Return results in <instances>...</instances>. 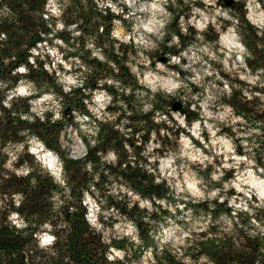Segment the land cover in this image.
I'll use <instances>...</instances> for the list:
<instances>
[{
    "label": "rangeland",
    "instance_id": "rangeland-1",
    "mask_svg": "<svg viewBox=\"0 0 264 264\" xmlns=\"http://www.w3.org/2000/svg\"><path fill=\"white\" fill-rule=\"evenodd\" d=\"M95 1H99L97 6L103 12L106 9L105 1ZM218 1L223 3L224 0L108 1V9L119 15L108 32L109 40L115 41V49H123V64L128 66L132 76L141 85L134 92L137 108L149 109L155 92L170 95L175 103L168 108L169 116L157 112L154 115L155 121L164 122L170 129L168 133L177 126L183 129L177 137L172 134L167 136V146L171 150L164 154H155L153 148L158 146V141H155L158 136L161 138L167 135L166 128L161 129L157 136L150 135L139 156L141 162L145 159L151 163L157 161L155 166L148 164L146 168L153 173L157 182L162 178L169 187V196L156 201L162 209H155L147 198L140 197L122 180L114 177L107 178L103 194H86L82 198L85 212L93 209L97 219L99 215L103 218L98 229L104 237L125 238L133 242L132 249H115L112 253L115 259L124 264H156V260L152 248L140 247L136 228L130 218L107 207L105 195L126 203L136 202L140 208L149 213L154 212L155 220H150L148 215L143 216L149 222L154 245L158 249L160 246L166 247L176 259L185 264H212L206 256L196 260L189 256L191 252L188 247L200 237L201 232L238 233L241 238L257 234L264 237V168L256 162L257 158L264 162V135L253 120L235 114L223 101L232 86L239 89L243 97L247 95L250 99L254 93L249 92V86L264 88V73L250 70L243 61L247 50L237 27V13L233 10L238 3L244 5L245 17L257 30H264V0H226V4L232 1L233 5H221ZM176 12L181 15L178 25L187 39L191 36L189 26L197 32L195 39L184 46L177 36L169 33L171 17ZM64 30L69 40H64L63 45L58 46L60 52L64 53L63 58L47 53L42 46L37 66L42 62L62 91L69 92L80 81L90 78L91 70L84 65L81 55L86 58V54H89L103 62L102 50H109V43L106 42L105 46L97 44L96 33L82 35L79 30H72L71 27ZM98 32H101V28ZM215 35L217 38L213 40ZM226 35L233 36L238 46H227L223 40ZM177 50L180 52L176 53ZM97 82L96 87L86 89L91 98H84L83 103L94 117L114 120L115 113L104 110L110 104L111 96L102 85H113L117 91L124 93L130 90L111 77L105 82L101 79ZM3 87L4 84L0 82V90ZM12 90V96L34 95L29 100L30 115L25 114L23 118L31 120L35 115L43 118L45 112L51 113L53 120L64 116L69 95L58 98L50 85L37 86L26 78H20ZM255 94L258 99L252 105L262 113L264 95ZM8 105L9 101L5 106ZM187 106L199 113L200 120L188 123ZM81 110L75 108L65 111L68 118H73V123L65 126L60 144L71 157L85 154L86 145L82 137H87L92 143L91 136L95 131L94 123ZM260 123L264 124V117ZM78 139L84 145H79ZM27 145L34 159L53 174L58 183L64 185L59 181L63 175L58 156L46 149L36 136H29ZM240 147L242 154L237 152ZM8 150V167L19 175L24 174L27 169L25 164L21 167L13 165L22 145L10 146ZM46 151L52 153L55 159L53 169L42 159ZM112 153V150L105 153L103 160L112 164L116 159ZM130 158L133 160V157ZM59 197L58 194L56 200ZM212 199L226 200L231 215L211 216L203 212L202 208L193 206ZM17 223L19 225L21 221ZM44 236H39L41 244H50L47 238L42 239Z\"/></svg>",
    "mask_w": 264,
    "mask_h": 264
},
{
    "label": "trees",
    "instance_id": "trees-1",
    "mask_svg": "<svg viewBox=\"0 0 264 264\" xmlns=\"http://www.w3.org/2000/svg\"><path fill=\"white\" fill-rule=\"evenodd\" d=\"M46 1H0L7 5L9 13H12V10L16 12V23L0 20V31L3 30L6 34L0 47V82L4 84L0 90V264H124L117 259L113 262L107 260L109 245L102 240L100 232H96L84 218L85 205L81 204L82 198L86 193L91 196L97 192L103 194L107 178L114 177L122 180L140 197L147 198L155 209L159 207L162 209L161 205L154 201L169 196V187L162 178L157 182L153 173L146 168L148 164L155 166L157 161L151 163L145 159L141 162L139 156L150 135L157 136L161 129L166 128L167 135L161 138L158 136L155 139L158 146L153 148L155 154H164L170 149L167 146V136L172 134L177 137L183 129L177 126L174 131L168 133L170 129L164 122L155 121L154 115L157 112L166 116L169 114L168 108L173 104L170 95L155 92L152 94L149 109L137 108L134 92L140 89L141 85L132 76L128 66L123 64V49L120 47L115 49L113 46L115 41L109 40L108 36L112 20L119 18V15L109 9L107 11L105 9L103 13L98 7L93 6L92 0H69L62 13V20L66 25H75L76 30L82 35L96 33L95 41L100 46L109 43V50L106 51V48L102 50L103 62L89 54H86V58L85 55H81L84 65L91 70L90 78L80 81V84L70 88L69 92H63L55 83L53 75L48 74L41 63L37 67L29 65L28 49L50 32L48 25L40 16ZM218 3L223 5L220 1ZM233 10L237 13L236 21L239 22L237 27L247 50L243 61L250 70L264 73V30H257L245 17L244 5L238 3ZM180 17L177 12L172 15L169 33L177 36L184 46L195 39L197 32L189 26L191 36L187 39L178 25ZM65 33L63 30L58 36L68 41L69 37L65 36ZM216 38L215 35L213 40ZM179 52L180 50L176 51ZM20 64L25 65L27 73H13ZM109 77L128 86L130 90L129 93H124L117 91L113 85L106 83L102 85L111 96L110 104L105 107L107 112L115 113L114 120L111 121L94 117L83 103L84 98H91L86 89L96 87L98 79L105 82ZM20 78H26L37 86L50 85L58 98L69 95L68 104L63 111L64 116L53 120L52 114L45 112L43 118L38 115L31 120L23 118L25 114L30 115L29 100L34 95L12 96L9 105H3L7 92L17 85ZM249 92L254 93L251 99L247 98V95L243 97L241 91L232 86L229 95L224 96L223 101L235 114L246 120H253L264 135V124L260 123L264 111L259 113L252 105L258 99L255 93L264 95V88L249 86ZM75 108H81L83 115L94 123L95 128L91 136L92 143L87 137H82L86 152L76 158L67 155L60 144V136L65 126L73 123V118H68L65 111ZM185 110L188 123L200 120L198 112L189 109L188 106ZM29 136H36L46 149L53 151L61 160L64 185L58 183L54 175L28 152ZM17 145H22V150L16 154L13 165L21 167L25 164L27 168V172L21 175L8 167L10 158L8 149ZM111 150L116 157L112 164L102 158ZM237 152L242 154V148L240 147ZM130 157H133V160ZM256 162L259 167L264 168V162L260 158H257ZM58 194L60 197L58 203H55L52 197ZM15 198H18L17 204ZM105 198L108 208L116 209L134 223L140 247L153 248L156 264H185L176 259L166 247L161 246L158 249L159 247L154 245L149 232V222L143 217L148 215L150 220H155L154 212L149 213L136 202H122L111 195H105ZM193 206L202 208L203 212L211 216L231 215V208L224 199L204 200ZM13 212L20 217L21 226H16L10 220L9 216ZM99 218L103 220L100 215ZM46 224L50 226L49 231L54 235V240L51 244L42 245L39 234L46 231ZM111 245L122 250L133 248V242L125 238L114 239ZM188 250L191 252L189 255L191 258L196 260L200 256H206L212 264H264V237L259 234L241 238L238 233L218 234L216 231L208 230L201 232L200 237L190 243Z\"/></svg>",
    "mask_w": 264,
    "mask_h": 264
},
{
    "label": "built area",
    "instance_id": "built-area-1",
    "mask_svg": "<svg viewBox=\"0 0 264 264\" xmlns=\"http://www.w3.org/2000/svg\"><path fill=\"white\" fill-rule=\"evenodd\" d=\"M104 1H105L104 6L106 7V11H107V9H108L107 4H108V1H110V0H104ZM68 2H69V0H51V3L43 4V7H42L43 10L40 12V16H41V20L48 25V27L50 29V32L47 33V36H45L44 39H41V40L37 41L35 43V45H33L32 47H30L28 49V54L29 55H28L27 61H28V64L31 65L32 67H37V63L39 62L37 59L39 57H41V53H39V49L42 46H44L46 48L47 53L60 55L61 58H63L64 53L60 52L58 46L63 45L64 39H62L60 36H58V33L62 32L64 29H67L68 27H71L72 30L76 29L75 25H67L66 26L65 22H63V20H61L63 10L65 8V5L68 4ZM92 2H93V6L95 8H97L98 7L97 3H99V1L92 0ZM117 19L118 18H114L112 21L114 22ZM0 20L2 22L3 21H8V22L16 23V12H15V10H12V13H4V12H2L1 16H0ZM57 29L59 30V32H57L58 31ZM76 31H78V30H76ZM5 37H6L5 31H3V30L0 31V47L2 46V43L5 40ZM13 59H14V57H13ZM40 63H41V66H43L42 62H40ZM42 68H44L46 71H48L47 68H45V65ZM27 71H28V69L25 67V65L20 64V65H18L15 68L13 73L25 74V73H27ZM8 93L9 94L6 95V98L3 101V104H5V105L8 104L9 99L12 97L13 90H9ZM112 155H113V153H112ZM60 167H61V165H60ZM26 172H27V169H26L25 173ZM59 181L62 184H64L63 179H59ZM56 197H57V195L53 196L52 199L54 201H56L55 203H58V201L56 200ZM15 200H16V204H17L18 198H15ZM156 201L157 200H155V202ZM71 209H72V207H71ZM111 209L113 210L114 208H111ZM9 218L14 224H16V226H21L22 225V221H21L20 217L18 216V214L16 212L11 213ZM84 218L88 221L89 225L96 232L99 233V229L98 228H100L102 223H101V219L99 217H98L99 220L96 218V213L93 211V209H89L88 211H86L84 213ZM90 218L93 219L94 221L92 222V220ZM18 220L21 221V223H19V225L17 223ZM45 227H46V231H44L40 236L42 237V235H46L42 239L47 238V242L51 244L53 242V240H54V235H52L50 233V231H49L50 230V226L48 224H46ZM101 235H102V240L106 244L109 245L108 251L106 253V258H107V260L109 262H113L116 259L114 260L112 258V250L119 249L121 251L122 249L116 248L115 246L113 247L111 245V242L114 239H120V238H116V237H114V238H106V237L103 236V234H101Z\"/></svg>",
    "mask_w": 264,
    "mask_h": 264
},
{
    "label": "bare ground",
    "instance_id": "bare-ground-1",
    "mask_svg": "<svg viewBox=\"0 0 264 264\" xmlns=\"http://www.w3.org/2000/svg\"><path fill=\"white\" fill-rule=\"evenodd\" d=\"M1 1V0H0ZM47 3H51V0H47V2H46V4ZM2 12H4V13H9V9H8V7H7V5L5 4V3H1L0 2V16H1V13ZM103 13H104V11H103ZM224 42L226 43V45L227 46H231V47H237L238 46V43L234 40V38H233V36H228V35H226V36H224ZM79 141H77V143H78ZM80 144H82L83 145V143H79V145ZM42 159H44V161H45V163L48 165V167L51 169H53L54 167H55V165H56V163H55V159H54V157L52 156V153L50 154L48 151H46L44 154H43V156H42ZM131 223H133V222H131ZM133 225H134V223H133ZM134 227H135V225H134ZM136 228V227H135ZM115 252V249L114 250H112V253H114ZM115 256V255H114ZM113 256V254H112V258L115 260V257Z\"/></svg>",
    "mask_w": 264,
    "mask_h": 264
},
{
    "label": "water",
    "instance_id": "water-1",
    "mask_svg": "<svg viewBox=\"0 0 264 264\" xmlns=\"http://www.w3.org/2000/svg\"><path fill=\"white\" fill-rule=\"evenodd\" d=\"M223 3H225L226 4V0H224L223 1ZM234 4V2H232V1H230L228 4H226V5H233ZM175 103V102H174ZM174 103L172 104V105H174ZM79 140V143H82L81 141H80V139H78ZM84 145V144H83ZM74 158H76V157H74Z\"/></svg>",
    "mask_w": 264,
    "mask_h": 264
}]
</instances>
